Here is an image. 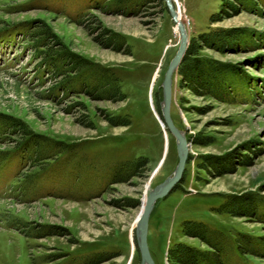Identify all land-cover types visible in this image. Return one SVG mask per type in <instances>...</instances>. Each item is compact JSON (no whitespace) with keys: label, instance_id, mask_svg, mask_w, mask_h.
Instances as JSON below:
<instances>
[{"label":"rangeland","instance_id":"rangeland-1","mask_svg":"<svg viewBox=\"0 0 264 264\" xmlns=\"http://www.w3.org/2000/svg\"><path fill=\"white\" fill-rule=\"evenodd\" d=\"M172 1L181 64L223 89L173 74L188 154L149 215L150 256L264 264V0ZM177 44L162 0H0V264L138 263L133 222L177 160L158 104ZM60 51L106 71L101 97Z\"/></svg>","mask_w":264,"mask_h":264},{"label":"water","instance_id":"water-1","mask_svg":"<svg viewBox=\"0 0 264 264\" xmlns=\"http://www.w3.org/2000/svg\"><path fill=\"white\" fill-rule=\"evenodd\" d=\"M162 1L165 5L166 12L177 31L178 44L163 72L160 81L161 98L158 104L161 123L174 138V148L177 160L170 174L165 176L160 182L156 183L145 193L142 205H140L141 209L136 220L133 222V244L139 255V261L137 264H155L150 256L146 241L148 218L156 201L165 197L180 180L188 154V143L184 136V132L175 126L169 111L173 74L185 52L187 35L184 25L179 19L177 11L172 3L173 1Z\"/></svg>","mask_w":264,"mask_h":264},{"label":"trees","instance_id":"trees-1","mask_svg":"<svg viewBox=\"0 0 264 264\" xmlns=\"http://www.w3.org/2000/svg\"><path fill=\"white\" fill-rule=\"evenodd\" d=\"M164 7H165V5H164ZM60 53H63L64 55H68V56H66L67 57L66 60H69V64L68 63L66 65L61 64L60 68L61 67L62 68L67 67L68 69L65 70L66 75L68 76L69 73H71L70 76L74 75L73 77H76L79 80V82L81 83L79 89H82V92L84 91V92L90 93V94L96 93L95 95H97V96L99 95V97H101V95H102L101 93L105 90V89L103 90L102 88L106 82V81L105 82L103 81L104 78L107 79V76H106L107 73H105L106 71L101 70L98 67L96 68L92 64H89L88 66L82 65L80 62H82L83 60H80L77 56H75L71 53L68 54L67 52H64V51H62V52L60 51ZM188 54H190V52L188 50V47L186 46L185 52H184L181 60L179 61L175 72L176 73H182V75H185V77L188 78V86L190 88H192L194 85L203 93H208L207 92L208 90H210V92L214 93V91L211 90V84H213V86L215 88H218V90H219V88H221V91H222L223 87L221 85L222 82H220V78L216 79V78L212 77L211 72L206 70L205 68H203V66L201 65L199 60L194 59L192 63L190 62L188 64V62H187L186 64H183V65L181 64V62L184 59H186V56ZM51 55H53V54H51V53L46 54L45 56H43L41 58V60L43 62L45 61V63L47 64L46 67H49V68L53 67V69L55 67V69H56V66H52V65L48 64V61L52 59ZM82 66H84L85 68ZM191 66H194L193 69L190 68ZM77 68H78V70H77ZM192 70L196 73L197 76H193V74L191 73ZM98 81H100V82L96 83ZM83 84L87 85V89H85V88L83 89V87H82ZM159 116H160V112H159ZM8 124L12 127H15L14 122L9 121ZM22 133L26 135V136H24V139H23L25 141L28 133H26V132H22ZM188 252H189V250H188ZM187 255H188V253H187ZM216 256H217V259L220 260V258L218 257V254H216ZM213 257L214 256H212V258ZM193 261H194L193 259L186 258L185 260H183L182 264H195V263H193ZM212 261L215 262V258H213ZM205 263L207 264L208 261H206ZM197 264H199V263H197ZM218 264H220V263H218Z\"/></svg>","mask_w":264,"mask_h":264},{"label":"bare ground","instance_id":"bare-ground-1","mask_svg":"<svg viewBox=\"0 0 264 264\" xmlns=\"http://www.w3.org/2000/svg\"><path fill=\"white\" fill-rule=\"evenodd\" d=\"M177 11V10H176ZM177 15H178V17H179V19H180V16H179V12L177 11Z\"/></svg>","mask_w":264,"mask_h":264}]
</instances>
